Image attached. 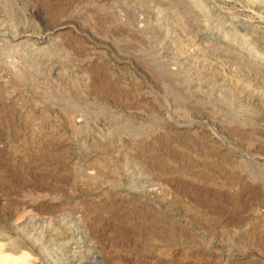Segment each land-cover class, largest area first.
I'll return each mask as SVG.
<instances>
[{
    "label": "rangeland",
    "instance_id": "rangeland-1",
    "mask_svg": "<svg viewBox=\"0 0 264 264\" xmlns=\"http://www.w3.org/2000/svg\"><path fill=\"white\" fill-rule=\"evenodd\" d=\"M0 264H264V0H0Z\"/></svg>",
    "mask_w": 264,
    "mask_h": 264
},
{
    "label": "bare ground",
    "instance_id": "bare-ground-1",
    "mask_svg": "<svg viewBox=\"0 0 264 264\" xmlns=\"http://www.w3.org/2000/svg\"><path fill=\"white\" fill-rule=\"evenodd\" d=\"M215 31V30H214ZM212 37V36H211ZM216 39V38H215ZM77 240V239H76ZM80 255V254H79ZM78 258V257H77Z\"/></svg>",
    "mask_w": 264,
    "mask_h": 264
}]
</instances>
